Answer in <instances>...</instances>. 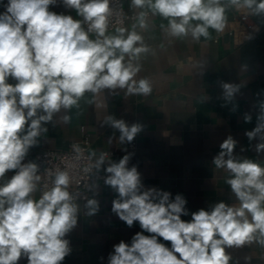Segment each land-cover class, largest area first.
<instances>
[{"label":"clouds","instance_id":"obj_1","mask_svg":"<svg viewBox=\"0 0 264 264\" xmlns=\"http://www.w3.org/2000/svg\"><path fill=\"white\" fill-rule=\"evenodd\" d=\"M56 3L0 0V264H19L24 258L27 264H60L71 252L65 236L77 225L79 206L69 191V173L57 170L51 187L45 184L36 198L41 181L38 165L24 163L48 130L42 125L62 109L78 108L86 93L92 94L88 102L93 103L105 89L142 96L153 91L147 77L137 79L141 56L150 51L137 25L107 34L110 0H62L82 19L50 11ZM228 3L250 9L253 15L264 14V0ZM131 6L147 8L152 16L167 20L165 32L176 39L189 35L196 42L209 39L210 29L223 32L227 23L222 0H131ZM148 14L139 12L140 29L147 28ZM223 88L229 100L238 91L230 83ZM260 108L256 127L245 133L249 141L259 136L258 154L264 152V102ZM62 119L68 123L70 116ZM244 119L251 122L249 115ZM105 122L119 131L121 143L132 142L142 130L141 125H128L112 115ZM237 143L228 135L212 162L227 174L225 183L238 203L219 201L210 211L192 212L190 220L182 219L189 214L182 195L172 200L169 192L142 190L136 167H127L129 155L109 162L104 171L110 175L104 183L118 193L111 211L129 228L139 222L142 231L130 244L123 240L114 244L108 264H230L226 248L252 243L264 247V164L234 155ZM73 147L77 153L83 151ZM105 157L106 153L100 154L97 170ZM10 171L14 174L6 179ZM85 199L88 215L96 214L98 201Z\"/></svg>","mask_w":264,"mask_h":264},{"label":"crops","instance_id":"obj_2","mask_svg":"<svg viewBox=\"0 0 264 264\" xmlns=\"http://www.w3.org/2000/svg\"><path fill=\"white\" fill-rule=\"evenodd\" d=\"M222 3L226 7V24L233 21L236 12L252 16L258 28L256 39L239 44L212 29L210 38L201 37L199 42L190 35L176 39L165 32L167 20L152 16L147 8H133L131 0H125L127 13H149L146 29L131 21L126 28L131 30L136 24V31L150 48L141 56L142 69L137 79L147 77L151 81V95H125V90L110 93L105 89L89 103L92 94L86 93L78 108L62 109L52 122L42 125L48 130L38 138V146L29 150L24 163H36V156L46 150L68 151L76 141L88 136L95 162L103 152L116 154L98 171L129 155L127 167H136L142 190L166 191L172 200L178 194L186 199L189 214L182 216L184 220H190L191 213L201 208L210 211L219 201L238 203L225 183L227 174L216 169L212 161L220 151L219 145L231 135L238 142L234 155L264 164V152H256V145L262 142L259 136L249 141L245 135L256 127L264 102V14L253 15L250 9H238L228 0ZM50 11L82 19L74 10L66 9L62 0L51 5ZM107 34L114 35L116 31ZM225 83L238 86L230 100L224 94ZM64 115L70 116L68 123L63 121ZM108 115L128 125L139 124L142 130L132 142L121 143L119 131L105 122ZM246 115L251 116V122H245ZM131 144L135 147L131 148ZM13 174L6 173V179ZM95 194L99 203L96 214L88 215L86 202L77 204V225L65 236L71 252L60 264H108L114 244L121 240L130 244L135 233L142 231L139 222L129 228L111 211L112 201L118 196L111 186L98 184ZM39 195L38 188L34 196ZM226 252L232 257L230 264H264V247L257 243L226 248ZM19 264H27V259H21Z\"/></svg>","mask_w":264,"mask_h":264},{"label":"built area","instance_id":"obj_3","mask_svg":"<svg viewBox=\"0 0 264 264\" xmlns=\"http://www.w3.org/2000/svg\"><path fill=\"white\" fill-rule=\"evenodd\" d=\"M110 8L112 15L110 17L109 31H114L118 27H125L128 21L138 22L137 14H129L125 10V0H110ZM2 10V9H1ZM147 18V17H146ZM85 28L86 25H83ZM237 40L239 44L251 41L257 38L258 28L252 16L244 12L234 13V19L231 23L226 24L223 32ZM94 34H90V37ZM74 145L78 146L83 151L77 153L74 150ZM135 144H131L134 148ZM91 140L84 137L76 141L68 151L59 152L46 150L36 156V164L38 165V174L41 176L38 188L39 192L45 190L44 185L51 187V182L55 178L57 170L67 171L71 177L69 191L76 196L75 203L86 202L88 199H96L95 188L98 184L107 186L104 181L108 174L103 171H98L95 167V158L90 152ZM105 161L116 157L115 152L106 151Z\"/></svg>","mask_w":264,"mask_h":264}]
</instances>
